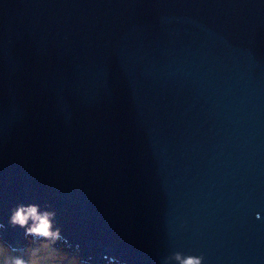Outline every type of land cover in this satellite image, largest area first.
Returning <instances> with one entry per match:
<instances>
[{"label":"water","instance_id":"1","mask_svg":"<svg viewBox=\"0 0 264 264\" xmlns=\"http://www.w3.org/2000/svg\"><path fill=\"white\" fill-rule=\"evenodd\" d=\"M20 204L91 264H264V0H0L21 251Z\"/></svg>","mask_w":264,"mask_h":264},{"label":"clouds","instance_id":"2","mask_svg":"<svg viewBox=\"0 0 264 264\" xmlns=\"http://www.w3.org/2000/svg\"><path fill=\"white\" fill-rule=\"evenodd\" d=\"M56 220L57 213L54 210L42 209L38 204L18 205L13 209L9 223L14 228L24 229L25 235L33 238V243H40L27 250V259L22 256H7V249L0 245V264H83L78 256H69L57 249L58 243L68 242L61 229L57 227ZM3 227L0 225V228ZM0 241L3 243L4 240ZM11 251L16 252L18 249L12 248ZM175 258L180 260L181 264H201V260L204 259L189 257L181 260L179 254Z\"/></svg>","mask_w":264,"mask_h":264},{"label":"rangeland","instance_id":"3","mask_svg":"<svg viewBox=\"0 0 264 264\" xmlns=\"http://www.w3.org/2000/svg\"><path fill=\"white\" fill-rule=\"evenodd\" d=\"M31 241H33V240H31ZM31 243H32V244H31V246H30L29 248H33V247H35V246H36L38 243H40V242H36V243L31 242ZM60 244H63V246H62L63 249H65L64 247H66V249L69 250L70 247L66 246L65 243L60 242ZM0 245L4 246V247L7 249V252H6V255H7V256H12L11 251L9 250V247H7L6 245H4L1 241H0ZM57 245H59V244H57ZM57 245H56V246H57ZM58 247H59V246H58ZM29 248H28V249H29ZM62 248L59 247L58 250H60L62 253L67 254V255H69V256H73V255L77 256L74 252H70V251H66V250L64 251ZM28 249H27V250H28ZM27 250H26L25 252L22 253V257L25 258V259H27V255H26ZM113 263H114V262H111V263H109V264H113ZM83 264H91V263L88 262V261H83ZM114 264H115V263H114ZM116 264H120V263H116Z\"/></svg>","mask_w":264,"mask_h":264},{"label":"bare ground","instance_id":"4","mask_svg":"<svg viewBox=\"0 0 264 264\" xmlns=\"http://www.w3.org/2000/svg\"><path fill=\"white\" fill-rule=\"evenodd\" d=\"M31 240H33L32 237H27V238L24 239V242H25V243H24V248H25L26 246H28V245H29V247L31 246V244H32L31 242H33V241H31ZM58 244H59V245L56 246L57 249H59V247L62 248L63 244H60V243H58ZM58 246H59V247H58ZM29 247H28V248H29ZM64 248H65V249L62 248L64 251H65V250H66V251H69L68 249H66V247H64ZM25 251H26V250H25ZM25 251H22V252H21V251L18 249V251H16V252H12V251H11V254H12L13 257L22 256V253L25 252ZM77 253H78V252H77ZM75 254H76V253H75ZM76 255H77L81 260H83L82 255L80 256L79 253L76 254ZM115 264H116V263H115Z\"/></svg>","mask_w":264,"mask_h":264}]
</instances>
